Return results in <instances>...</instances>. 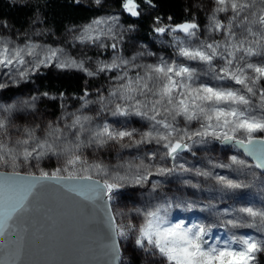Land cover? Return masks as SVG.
Here are the masks:
<instances>
[{
	"label": "snow or ice",
	"instance_id": "obj_1",
	"mask_svg": "<svg viewBox=\"0 0 264 264\" xmlns=\"http://www.w3.org/2000/svg\"><path fill=\"white\" fill-rule=\"evenodd\" d=\"M74 3L79 4L80 0H74ZM95 3L99 5L101 0H95ZM142 3L150 8L156 7L153 0H141L140 3L137 0H121V7L131 17H140ZM214 4L208 31L223 33V42L200 41L197 38L200 25L194 21L172 26L156 16L153 31L161 36L183 33L184 39L177 40V56L184 61H198L205 66L206 74L212 79L231 81L239 85V89L227 85L197 84L198 69L175 60L169 62L161 58L159 63L144 65L143 74L137 72L133 78L128 71L141 67L133 63L135 57L132 61L121 59L119 63L113 59L111 63L100 64L93 71L85 67L83 61L61 59L60 49L43 51L40 45L30 41L20 45L3 37H0V72L15 79L13 69L20 78H24L40 65L50 67L55 64L61 70L77 69L90 77L100 72L127 69L115 77L124 83L111 93L125 104H116L111 115L146 118L150 122L149 130L137 139L135 129L115 130L104 123L90 133V145L94 143L103 147L109 142L119 143L127 138L138 148L145 144L159 145L165 149L163 157L175 161L178 154L190 150L188 141L199 137L203 142L212 137L243 149L255 159V167L264 171V86H261V81H264V0H214ZM219 13L229 14L226 23L217 18ZM116 21L118 17L96 19L83 29V34L77 39L81 43L94 44L104 36L118 40L110 23ZM104 24L109 25L107 31L100 27ZM0 26L8 27L6 21ZM194 39L195 46L192 44ZM98 46L113 50L118 48L115 42L110 45L98 43ZM253 58L256 60L253 61ZM25 65L32 67L20 71ZM5 69L6 72L3 71ZM7 86L0 82V89ZM13 107L4 108L3 111L8 112ZM178 118L188 126L195 122L198 128L189 132L188 127H179ZM89 120L86 116H76L67 127L82 133L85 122ZM7 131V120L0 119V133L6 134ZM60 131L54 129L48 135ZM24 132L27 138L16 143L29 145L36 140V145L31 149L23 147L19 153H15L9 148L5 152L0 142V167L12 169L0 172V264H37L28 259L32 253L29 240L31 219L37 213L51 219L48 213L52 208L45 205L43 198L53 186H59L58 190L65 192L64 202L58 205L61 214L81 217L84 229L91 234V245L87 252L92 261L88 264L93 261L94 264H120L121 238L127 240L130 234L135 244L133 256L135 250L139 249L144 254L146 264H257L258 254L264 253V208L242 207L238 210L243 214L241 218L233 217L222 222L193 220L190 223L186 219H172L170 210L173 204L165 197L163 203L149 202L144 208L136 210L140 223L117 224L108 202L124 186L122 182L145 183L153 175L150 169L141 171L137 168L130 176L115 174L103 181L94 179L86 173L94 169L97 175L108 177L109 174L102 164L87 165V161L77 154L80 145L76 144L63 149V153L68 154L63 166L52 172L39 169L38 175H25L16 171L18 165L30 164L35 160L34 166H38L45 156H58L61 153L47 139L41 141L35 137L32 130L25 129ZM76 139L79 140V135ZM149 158L157 159V152H150ZM231 159L233 164L251 166L235 156ZM173 171V168L158 167L155 174L164 176ZM199 175L207 177L210 174L201 172ZM216 180L223 188L230 190L251 186L225 176L216 177ZM155 187L153 185V190ZM97 201L103 203L98 204ZM183 207L185 211L193 210L191 204H184ZM97 213L102 215L98 216ZM229 227L257 229L260 235L230 234L225 239L219 235L213 236L214 228Z\"/></svg>",
	"mask_w": 264,
	"mask_h": 264
},
{
	"label": "rangeland",
	"instance_id": "obj_2",
	"mask_svg": "<svg viewBox=\"0 0 264 264\" xmlns=\"http://www.w3.org/2000/svg\"><path fill=\"white\" fill-rule=\"evenodd\" d=\"M82 1L95 3V0ZM102 3L103 2L101 1V4ZM206 3L205 12L208 20L211 22L210 17L212 15L213 8L215 7L214 0H206ZM142 13H144V11H142ZM227 15L229 14L219 13L217 14V18L226 23ZM110 17H118V21L110 23L119 39L114 41L110 36H104L98 43L110 45L115 42L118 45L117 50H113L110 47H99L98 43H81L77 39L79 35L83 34V29L92 24L94 20H108ZM123 19V12H120L112 7L104 15L99 16L90 22L71 27L61 36L43 37L35 28L18 34L8 32L0 33V37L11 39L14 43L20 45H23L26 41H30L40 45V49L43 51L48 49H60L61 59L73 58L77 61H83L85 67L93 71H96L100 64H109L113 61V59H116L119 63L121 59L132 61V58L135 57L136 59L133 63L141 67L132 68L128 71V75L134 78L137 72L143 74L142 69L144 65H154L159 63L160 59L163 58L169 62L175 60L177 63L183 62L191 67L197 68L199 74L198 80L196 81L197 84L209 83L212 86L227 85L236 89L240 88L239 85H234L231 81H217L212 79L210 75L206 74L205 66L198 61H184L183 58L178 57L177 40L184 39L183 33L165 34L163 36L156 34L153 37L152 43H145L137 37V30L135 29V26L127 24ZM108 26V24H104L100 27L104 31H107ZM192 44L195 46L196 40H192ZM255 60L256 58H253V61ZM216 63L219 64V62ZM52 66L56 67L55 64ZM220 66H222V64ZM30 67H32V65H25L20 69V71ZM43 67L45 66L40 65L38 68H34L29 73ZM124 70L127 69L100 72L95 76H89L94 79L93 84H90V94L94 93V91H98L101 94V91L103 90L100 89V87H102L107 91L106 92L104 90L103 95H107L108 98L107 107H104L102 111H98L102 119L97 123L96 129L102 126V124L107 123L115 130L126 129L131 131L135 129V135L139 138L143 132L149 130L150 122L147 119H144V122L146 123L139 122L138 125L130 123L129 125L124 126L121 123L116 124L113 118L114 116L111 115V112L115 110L116 104L119 103L123 105L125 102L120 98L111 99L108 97L113 96L111 93L119 88L120 84L124 83V81L115 79V77H118ZM3 71L6 72L7 69ZM13 76L15 79L11 76H4L3 73L0 72V82H3L8 86L19 85L25 78H20L15 69H13ZM98 78L102 79L99 84L95 82ZM1 104L2 100L0 98V107ZM0 119H3L1 110ZM179 127H181L180 123ZM197 128L198 124L195 123L194 128L188 130L191 132ZM31 143L34 146L36 145V142L34 143L32 141ZM145 145L146 146H143L142 150H133L130 153L126 152L128 155L123 152H116L115 155H118L119 157H113L110 162L112 172L117 173L120 169L118 173L122 176L132 175L133 171L137 168H140L141 171L148 168L153 173V175L150 176L143 184H134L131 181L122 182L124 184L122 188L125 186L128 188L133 187L135 190L119 191V193L115 194L114 198L111 200L117 224L123 226L128 223H140V217L136 215V210L144 208L147 204H149V202L163 203L165 197L173 204V207L170 210L172 219H186L190 223L193 220L222 222L233 217L241 218L243 214L239 213L238 210L242 207L250 206L256 209L264 208V195L254 190L251 186L237 190H230L223 188V186L216 180V177L225 176L228 179L248 184L245 177L239 174H245V172L251 173V170L248 169L249 166L233 164L231 158L235 156L239 160H244L246 165L252 162L247 159L235 146H222L220 144L222 148H215L216 150H214V147L210 146L209 143H205L204 141L200 142V138L195 137L190 141V150H186L178 154L175 161H172L170 158V163H168L163 157L165 149L155 144ZM152 151L157 152V159L155 160H151L149 158V153ZM121 153H123V156L119 155ZM84 159L88 162L87 158ZM122 164H124V167ZM129 166H131V168ZM158 167L173 168L174 171L167 175L160 176L155 174ZM201 172H207L210 175L207 177L201 176L199 175ZM108 173H110V168ZM63 174L66 175V173ZM96 178L103 181V179L99 177ZM153 185L156 186L155 190H153ZM262 192H264V190ZM177 204L181 206L176 207L175 205ZM184 204L193 205V210L185 211L183 207ZM201 209L204 210L201 211ZM230 234H252L259 236L260 232L259 230L252 228L232 229L229 227L213 229V236L219 235L221 239L227 238ZM133 243L134 238L131 234L127 240L121 238L120 246L124 252L121 256L120 264H127L128 256H130V250L132 249ZM261 255H264V253L258 254L257 264H264V260H262Z\"/></svg>",
	"mask_w": 264,
	"mask_h": 264
},
{
	"label": "trees",
	"instance_id": "obj_3",
	"mask_svg": "<svg viewBox=\"0 0 264 264\" xmlns=\"http://www.w3.org/2000/svg\"><path fill=\"white\" fill-rule=\"evenodd\" d=\"M101 1L103 3L98 5L82 0L79 4L74 3V0H0V25L4 21L8 25L7 28L0 26V33L18 34L36 28L43 37L61 36L69 28L90 22L104 15L113 7L123 12V20L129 25L135 26L137 37L145 43H152L153 37L157 34L153 31L156 26L153 20L156 16H160L165 24L172 26L194 21L200 25L197 33V38L200 41L218 40L223 42V33H210L208 31L211 22L205 12L206 0H153V3L156 4L155 8L141 4L144 13L140 17H131L124 12L121 7V0ZM137 2L140 3L141 0H137ZM168 17H171V19L169 20ZM93 80L79 70H61L50 66L29 73L19 85H11L0 90L2 100L0 110L3 119L8 122L7 133H0V142L4 145V151L7 152L11 148L13 152L19 153L23 147L29 149L34 147L32 143L29 145L16 143L18 140L27 138L24 130L29 129L34 132L35 137L42 141L47 139L49 144H52L61 153L58 156L51 154L45 156L39 161L38 166H34L36 165L35 160L30 164L18 165L16 171L39 174V169H43L52 172L57 167L63 166L65 159L68 158V154L63 153V149L79 144L77 154L88 159L87 165L102 164L107 172L110 168L108 177L97 175L94 169L86 174L103 180L110 179L111 176L119 174L120 171L119 169L117 173H113L110 166L112 158L119 157L115 155L116 152L126 154V152L130 153L133 150H142L143 146H146L141 145L138 148L127 138L119 143L109 142L103 147H99L94 143L89 144L91 140L90 133L96 130L97 123L102 119L98 111H102L104 107H107L108 102L107 95H103L106 89L102 87H100L103 90L101 94L98 91L90 94V84H93ZM101 80L98 78L95 82L99 84ZM261 86H264V81H261ZM86 92L88 95H85ZM108 97L111 99L118 98L117 96ZM13 105L14 107L10 111H3L4 108ZM76 116L90 118L89 121L85 122V130L82 133L76 129L70 130L67 127ZM113 118L116 124L121 123L124 126L130 123L134 125H138L139 122L146 123L144 122L146 118L135 115L126 117L116 115ZM178 121L181 128H194L195 122L188 126L182 119L178 118ZM54 129H60L61 131L54 132L52 136H49L48 134L53 132ZM77 135H79V140L76 139ZM57 136L60 138L57 139ZM135 137L138 139L137 135ZM33 142L35 143L36 140H33ZM188 142L190 143V141ZM204 142L209 143L210 146L214 147V150L222 148L218 140L212 137L206 138ZM125 144L128 146L125 147ZM123 153L119 155L123 156ZM164 159L170 163V157H164ZM248 165H251L248 167L251 173L243 171L245 174L241 173L239 175L245 177L254 190L264 195V192H262L264 190V174L259 172L254 164L250 163ZM122 166L124 167V164ZM0 169L12 171L10 167H0ZM133 189L135 190L133 187L128 188L125 186L119 191H133ZM133 249H135L134 243L127 264H146L144 254L136 249L134 257ZM123 252L124 250H122V254ZM261 257L264 260V255H261Z\"/></svg>",
	"mask_w": 264,
	"mask_h": 264
},
{
	"label": "water",
	"instance_id": "obj_4",
	"mask_svg": "<svg viewBox=\"0 0 264 264\" xmlns=\"http://www.w3.org/2000/svg\"><path fill=\"white\" fill-rule=\"evenodd\" d=\"M218 142L222 146H235L234 144H225L220 140ZM236 148L255 164L253 157L248 156L243 149ZM2 171L8 170L0 169V172ZM258 171L264 173L260 169ZM93 178L100 180L96 177ZM58 188L59 186H53L43 198L45 205L52 208V211L48 213L51 219L39 213L34 214L31 219L32 227L29 240L32 253L28 259L37 262V264H88L89 261H92L91 255L87 252L91 245V234L84 229L81 217L75 214H61L58 205L64 202L65 192ZM97 203L102 204L103 202L97 201ZM108 203L114 215L111 201ZM97 215H102V213H97Z\"/></svg>",
	"mask_w": 264,
	"mask_h": 264
}]
</instances>
